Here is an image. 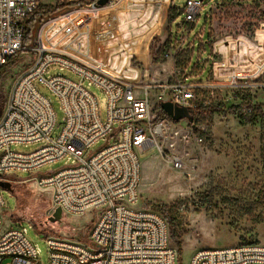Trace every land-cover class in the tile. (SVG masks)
<instances>
[{"label": "rangeland", "instance_id": "1", "mask_svg": "<svg viewBox=\"0 0 264 264\" xmlns=\"http://www.w3.org/2000/svg\"><path fill=\"white\" fill-rule=\"evenodd\" d=\"M97 1L43 0V6L51 8L75 4L64 7L62 12L50 13L38 30L39 37L124 81L171 86L176 77L187 83H212L214 77V85H218L196 93L208 109L199 115L196 127H206L208 133L201 145L192 140L198 138L196 131L192 142L175 146V152L184 156L182 170L174 171L154 151L141 157L135 208L157 213L167 224L173 221L175 238L170 239V244L176 251V244L180 245V264H189L197 250L264 245V0L202 1L196 24L186 30L190 29V39L202 32L207 48L200 44L198 49L196 41L189 66L188 56L183 53L174 61L161 60L162 53L168 50L170 34L176 36L185 30V26L178 25L183 22L187 0H159L164 3L165 12L156 0H110L103 7H96ZM170 9L176 12L172 21L168 17ZM65 27H72L74 33L63 35ZM111 28L117 29L116 36L97 45L95 41L114 36L109 30L94 41L96 35ZM198 50H204L200 56L203 62L196 65ZM208 56L210 61L205 63ZM31 62L32 55L22 52L2 74L0 119L13 82ZM57 73L74 79L67 71L49 69V75ZM35 87L53 110L55 128L51 137H57L62 129L59 102L45 87ZM86 89L95 98L99 117L104 121L105 96L96 88ZM157 94L150 100L155 112ZM256 105L262 106L261 115L255 111L245 114ZM179 123L184 128L186 121ZM104 144L99 141L91 152H98ZM39 146L22 145L12 150L31 153ZM70 165L71 159L65 157L32 175L9 172L5 180L10 190L0 189L4 203L0 233L10 227L24 229L27 240L39 251L42 264L48 263L46 237L87 244L97 219L93 211L81 216L57 212L51 191L39 188L32 179Z\"/></svg>", "mask_w": 264, "mask_h": 264}, {"label": "built area", "instance_id": "2", "mask_svg": "<svg viewBox=\"0 0 264 264\" xmlns=\"http://www.w3.org/2000/svg\"><path fill=\"white\" fill-rule=\"evenodd\" d=\"M41 6L43 0H0V70L22 52L32 55L30 65L13 82L0 119V181L6 182V174L12 171L32 175L47 164L65 157L71 159L72 165L32 179L39 188L51 191L52 202L61 212L81 216L93 211L97 219L87 244L46 237L47 264H180L170 244L167 221L157 213L135 208L140 159L153 150L174 171L183 169L184 156L175 152V146L192 140L201 145L207 138V128L196 127L197 111L207 108L196 93L218 87L214 85L215 78L212 83H187L176 77L171 86L124 81L56 43L42 41L38 30L46 17L41 13L35 16ZM201 9L199 0L186 1L183 22L178 25L185 26V30L176 36L170 34L162 61H174L183 53L188 56L189 66L196 41L198 49L200 44L205 49L202 32L194 39L189 34ZM29 19L31 35L25 42ZM62 33L71 36L74 30L65 27ZM199 52L196 65L203 62L200 56L204 50ZM209 61L208 56L204 62ZM50 68L67 71L74 79L60 73L51 76ZM36 84L45 87L59 102L62 129L57 137H51L55 128L53 110L36 90ZM85 86L105 96L104 121ZM156 92L157 112L155 105H150ZM162 102L188 109L191 119L184 120V128L163 113ZM196 131L198 138L191 140ZM99 141L104 146L92 153L91 148ZM22 145L40 146L31 153L12 150ZM3 208L0 191V228ZM25 234L24 229L13 227L0 233V264H42L39 251ZM189 264H264V245L197 250Z\"/></svg>", "mask_w": 264, "mask_h": 264}, {"label": "trees", "instance_id": "3", "mask_svg": "<svg viewBox=\"0 0 264 264\" xmlns=\"http://www.w3.org/2000/svg\"><path fill=\"white\" fill-rule=\"evenodd\" d=\"M92 1H95V0H92ZM81 2H83V1H79V3H81ZM75 4V2H72V3H68L67 5H57L56 7H53V8H51V7H45V6H41V7H39V9L36 11V13H35V16L36 15H38L39 13H41V14H43L45 17H49V15H50V13H53V12H55V11H61L62 12V9L64 8V7H66V6H72V5H74ZM90 3H87V5H89ZM55 14V13H54ZM172 14L173 15H176V12H175V10L174 9H170L169 11H168V17H169V19L172 21L173 19H171L172 18ZM170 21V22H171ZM31 26H32V20L31 19H29L28 21H27V23H26V28H25V31H26V34H25V42H27L28 41V39H29V36L31 35L30 34V28H31ZM154 42V41H153ZM207 48V46H205V49ZM152 49H153V46H151V48H150V51H152ZM209 49V48H208ZM210 50V49H209ZM16 58V56L14 57V58H12L9 62H8V64L5 66V67H3L1 70H0V79H2V74L4 73V71H5V69L7 68V66L8 65H10V64H12L13 62H14V59ZM1 97H2V95H1V92H0V99H1ZM261 109H262V106L261 105H256L255 107H254V110H250V109H248L249 111H250V114H247V115H251V114H253V111H255V114H258V115H261L262 114V111H261ZM247 110V111H248ZM208 111V109L206 108V109H199L198 111H197V114H199V115H203V114H205L206 112ZM161 114H162V116H165L162 112H161ZM246 114V113H245ZM168 227H169V237H170V239L171 240H173L174 238H175V226H174V223H173V221H169L168 222ZM176 247H177V251H178V256H179V260L181 261V249H180V245L177 243L176 244Z\"/></svg>", "mask_w": 264, "mask_h": 264}, {"label": "water", "instance_id": "4", "mask_svg": "<svg viewBox=\"0 0 264 264\" xmlns=\"http://www.w3.org/2000/svg\"><path fill=\"white\" fill-rule=\"evenodd\" d=\"M109 1L110 0H98L96 2V7H103L108 4ZM199 1L202 2L204 0ZM160 109L173 122L191 119V114L189 113L188 109L173 106L170 102H162L160 104ZM0 189L10 190L9 184L7 182L0 181ZM57 212L61 211L57 209Z\"/></svg>", "mask_w": 264, "mask_h": 264}, {"label": "crops", "instance_id": "5", "mask_svg": "<svg viewBox=\"0 0 264 264\" xmlns=\"http://www.w3.org/2000/svg\"><path fill=\"white\" fill-rule=\"evenodd\" d=\"M156 1L159 2V3L162 5L161 10H162L163 12H165L164 3H163V2H160L159 0H156ZM109 28H110V27H109ZM109 30L114 32V36L111 35V38H109V39H105V40H102V41H101V40H100V41H98V40L95 41V38H98L99 35H104V34H105L104 32H107V31H109ZM117 32H118L117 29H116V30H115V29L113 30L112 28H111V29H108V30H105V31H103L102 33H99L98 35H96V36L94 37V41L97 42V45L100 44V43H102V44H103V43H106V42H108V41H111V40L116 36V33H117ZM146 41H147V40H146ZM147 43H148V41H147ZM95 51H96V54H98V47L96 48Z\"/></svg>", "mask_w": 264, "mask_h": 264}, {"label": "bare ground", "instance_id": "6", "mask_svg": "<svg viewBox=\"0 0 264 264\" xmlns=\"http://www.w3.org/2000/svg\"><path fill=\"white\" fill-rule=\"evenodd\" d=\"M149 152H153V150H150ZM149 152H148V153H149ZM141 156H142V155H141Z\"/></svg>", "mask_w": 264, "mask_h": 264}]
</instances>
